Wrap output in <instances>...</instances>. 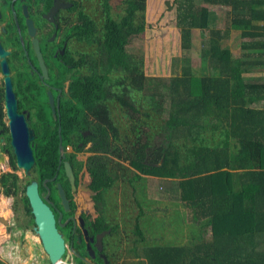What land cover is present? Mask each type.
<instances>
[{"label":"trees","instance_id":"16d2710c","mask_svg":"<svg viewBox=\"0 0 264 264\" xmlns=\"http://www.w3.org/2000/svg\"><path fill=\"white\" fill-rule=\"evenodd\" d=\"M116 4L100 0L99 22L79 12L78 38L92 52L82 54L86 72L75 85L96 119L88 121L92 153L80 181L89 179L94 199L103 203L114 198L121 178L133 189L139 212L128 253L140 264H264V78L248 75L264 70V0H174L183 55L181 72L169 77L147 76L143 56L133 51L146 32L147 0ZM210 5L229 7L224 28ZM232 28L243 38L238 57L223 45ZM195 29L209 32L201 74L190 54ZM39 156L36 178L42 181L55 174L58 154ZM76 167H83L81 160ZM17 178H1L5 195L19 193ZM138 186H148L153 199L171 196L189 209L199 231L187 244L139 250L147 235ZM22 201L26 225L35 224L28 197ZM114 221L101 210L94 234L111 229L116 235Z\"/></svg>","mask_w":264,"mask_h":264},{"label":"flooded vegetation","instance_id":"af4514ba","mask_svg":"<svg viewBox=\"0 0 264 264\" xmlns=\"http://www.w3.org/2000/svg\"><path fill=\"white\" fill-rule=\"evenodd\" d=\"M80 11L93 16L88 11V4H81L80 0H0V214L3 200L13 198L8 207L4 208L5 211L12 210L13 214L23 212L27 219L22 201L27 185L37 181L39 192L45 198L48 192L44 181L48 179L47 185L51 191L49 204L56 219L60 212L63 213L62 222L69 219L65 226L60 227L57 223L63 236L67 231L71 234L66 241L67 249L71 250L73 247L90 261L89 264H111L112 259L107 252L111 248L109 244H112L107 239L111 231L107 230L111 229L94 234L93 222L101 210L105 211L109 218L119 223V232L110 238H123L127 237L125 221L131 217L121 216L117 220L113 213H108L109 209L118 210V207L114 208L116 205L110 206L114 200L97 202L90 180L80 181L85 171V162L92 153L89 151L91 141H88L92 130L87 127L88 121H96L87 103L77 95L78 88L75 85L80 74L86 72L79 64L82 54L92 52V47L78 38ZM96 13L97 21H102L99 8ZM81 124L86 127L79 129ZM22 134L29 137L28 143L34 158V164L28 173L17 166L12 145L13 138H20ZM80 146L82 149L78 150ZM40 151L45 155L58 154L55 174L42 181L36 178ZM62 151L65 156H62ZM78 160L82 161L83 167L77 171ZM67 161L75 176V189L66 173ZM6 175H17V185L20 188L17 195L13 192L4 194L1 178ZM86 182L88 184L83 188ZM58 183L65 190L69 210L65 209L60 198ZM86 187L90 190H86ZM83 192L89 195L94 212L96 210L97 214L94 216H89V212L85 210L83 215L76 211L80 207L78 194ZM4 218L7 223L0 220L6 228L3 235L11 238L14 228L22 226L14 225L10 216ZM85 228L88 230V240ZM104 231L107 233L98 241V236ZM11 242L14 244L13 240ZM98 242L101 244L99 247ZM115 248L120 249L119 246ZM92 250L94 256L90 253ZM128 254L126 248L125 255ZM74 256L76 255L73 254L71 260L75 264ZM125 259L124 256L122 264H125Z\"/></svg>","mask_w":264,"mask_h":264},{"label":"rangeland","instance_id":"374dc122","mask_svg":"<svg viewBox=\"0 0 264 264\" xmlns=\"http://www.w3.org/2000/svg\"><path fill=\"white\" fill-rule=\"evenodd\" d=\"M118 2H120V0H113V3H115L114 7H116V3ZM80 3H87L88 11L93 13L94 17L98 15L96 11H98V8L100 9V0H80ZM210 8L217 15V26L224 28L229 7L210 5ZM116 10L117 8L113 9V14ZM176 19L177 11L174 0H147L146 32L144 37L138 39L133 47V51L136 54L143 56V68L147 76L169 77L181 72V57L183 55V50L181 47L180 29L176 25ZM208 36L209 32L206 30H193V47L190 54L193 69L196 74H201L203 72L201 65V49L203 48L204 42L208 40ZM242 40L241 30L232 28L231 35L229 38L223 40V45L230 48L233 55L238 57L241 55L242 51ZM210 72L212 74H218L219 70L213 68L210 69ZM248 75L264 78V70L248 73ZM115 115L118 116L120 114L115 112ZM152 122L159 123L161 121L156 119L152 120ZM212 129L213 128L209 126L207 132L210 133ZM146 180V183L149 186L151 184L150 178H147ZM147 187L138 186L137 189L138 198L142 201L145 210V214L142 215L141 218V225L147 235L146 242L141 245L143 247H140L139 250L142 251L147 245L188 243L193 231H199V225L194 223V220L191 219V212L189 209L186 206H183L182 203L178 202L177 198H171V196L164 197V199L160 200L153 199L154 197L152 198V195H149L150 190L148 188L150 186ZM142 190H147L148 197H144L145 194ZM88 196L89 195L85 192L78 194L77 199L80 207L76 208V211L79 215H83L84 210L89 212V216H94L96 213V210L94 212V209L92 208L93 204L90 202ZM112 196H114L112 199L114 202L110 203V206L116 205L114 208L118 207V210L109 209V214L113 213L117 220L121 216L138 217L139 207L134 200L136 197L135 193L131 187H126L123 184L122 178L120 179L116 190L112 193ZM12 201L13 198L3 200V209H1L2 213L0 215L5 217L10 216L14 225L18 224L22 226V228L15 227L14 233L11 234L12 237L9 238L10 241H14V245H18V247L14 246L13 248L15 252V255L13 256L21 258L20 260H23L25 262L24 264L35 263L40 258L41 264H48L47 258L43 257L45 251L41 244V240L34 230L35 224L27 226V219L23 212L19 211L18 213L15 212V214H13L12 210L11 212L5 211L4 208H7ZM0 228L3 229L2 234H0V247L6 248L8 245L6 241L7 238H4L5 235H3L4 231L6 232V228L1 222ZM107 231H104V234H106ZM136 232V230L131 231L130 233H127V237L124 236L123 238H118V236L115 238H110L111 236L107 237L108 241L110 240L112 243L109 244L111 248L107 250V252L111 256L110 258L114 264H122L124 262V252L126 248L133 245ZM209 233V231L206 233V237L209 236ZM104 234L98 236V241L102 240ZM70 236V232L67 231L64 236L66 241ZM11 243L10 245L13 244ZM117 244L120 247L119 250H116L115 248ZM98 245H101L100 242L97 243V247H99ZM30 253H33L31 259L29 256ZM137 257L139 256L125 255V263L140 264ZM142 257L145 259L143 255ZM27 258L28 260H26ZM74 259L77 264H86L82 261H78L76 256H74ZM17 264L19 263L17 262Z\"/></svg>","mask_w":264,"mask_h":264},{"label":"water","instance_id":"95a60500","mask_svg":"<svg viewBox=\"0 0 264 264\" xmlns=\"http://www.w3.org/2000/svg\"><path fill=\"white\" fill-rule=\"evenodd\" d=\"M28 140L29 137L22 134L20 138L14 137L12 141V145L16 153L17 166L24 168L26 173L29 172L30 168L34 164V158L32 150L29 147ZM61 149L63 150V146H61ZM62 156H65L63 151ZM66 173L70 179L72 187L75 189V176L68 161L66 162ZM47 181L49 180L46 179L44 181V187L48 192L45 198H43L39 192L37 181L31 182L26 187V196L29 199L32 213L34 215V230L41 240L44 251L48 255L51 264H70L71 259H73V254L89 264L90 261L79 254L73 247L71 250L67 249L66 240L60 232L57 223L60 227H62L66 225L69 219L66 222H62V212L59 213V217L56 219L54 211L49 204L51 191L47 185ZM87 184L88 182L84 183L83 188H85V185ZM58 190L65 209L69 210V200L62 184L60 183H58ZM86 190H90V188L86 187ZM1 219L4 223H7V219L2 218V216ZM81 221L83 223V219ZM84 233L86 235V239L88 240V230L86 228L84 229ZM91 238L94 240L93 237ZM88 247L90 248L91 246L88 245ZM90 253L94 256L93 250Z\"/></svg>","mask_w":264,"mask_h":264},{"label":"crops","instance_id":"0c3cea01","mask_svg":"<svg viewBox=\"0 0 264 264\" xmlns=\"http://www.w3.org/2000/svg\"><path fill=\"white\" fill-rule=\"evenodd\" d=\"M2 218H4V216H2ZM136 218H138V217H136ZM0 220H2L1 216H0ZM2 231H3V229L0 228V232H2ZM102 234H104V232ZM5 237L9 240V237L4 236V238ZM7 239H6V241L8 242L7 247L6 248L0 247V260L5 262L6 264H17V262L19 264H24L25 262L23 260H20L21 258H18L17 256H13V255H15V252H14L13 248H14V246L18 247V245L12 244L11 241L9 240L10 241L9 242ZM9 243H11L12 245H10ZM185 244H187V243H185ZM44 253H45V255L43 257L46 258V252H44ZM125 254H126V250L124 252V256H125ZM29 256H30V259H31V256H33V253H30ZM26 260H28V258ZM39 263L41 264V258L38 259V261H36L35 263H32V264H39ZM111 264H114V263L111 261Z\"/></svg>","mask_w":264,"mask_h":264},{"label":"built area","instance_id":"2783aa9c","mask_svg":"<svg viewBox=\"0 0 264 264\" xmlns=\"http://www.w3.org/2000/svg\"><path fill=\"white\" fill-rule=\"evenodd\" d=\"M125 226L127 233H130L131 231H135L137 229V218H129L125 221ZM70 264H74L73 261L70 262Z\"/></svg>","mask_w":264,"mask_h":264},{"label":"clouds","instance_id":"9594fccd","mask_svg":"<svg viewBox=\"0 0 264 264\" xmlns=\"http://www.w3.org/2000/svg\"><path fill=\"white\" fill-rule=\"evenodd\" d=\"M72 261V260H71Z\"/></svg>","mask_w":264,"mask_h":264}]
</instances>
